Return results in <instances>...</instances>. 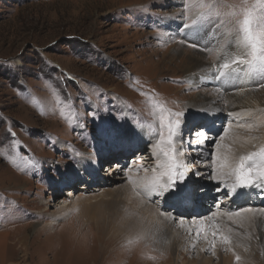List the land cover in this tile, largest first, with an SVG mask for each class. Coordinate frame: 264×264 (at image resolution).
Returning <instances> with one entry per match:
<instances>
[{
    "label": "rangeland",
    "instance_id": "rangeland-1",
    "mask_svg": "<svg viewBox=\"0 0 264 264\" xmlns=\"http://www.w3.org/2000/svg\"><path fill=\"white\" fill-rule=\"evenodd\" d=\"M203 2L220 13L202 35L211 42L183 29L190 23L186 17L201 11V0H0V264H173L171 256L149 263L152 251H140L139 257L120 244L102 251L98 236L108 220L106 193L130 184L131 176L153 175L157 163L166 161L156 147H167L160 137L161 131L167 136L161 116L182 121L184 144L177 138L175 147L185 177L205 188L211 202L246 198L212 197L218 183H211V173L207 182L198 176L216 159L214 149L222 142L225 149L237 147L226 146L223 136L259 138L254 133L264 118L260 97L255 106L233 111L221 99L239 90L264 93V80H215V92L211 83L192 87L177 69L186 51L207 61L238 32L242 0ZM201 96L213 99L218 111L189 108ZM116 126L134 137L119 150L100 135L101 128ZM200 126L207 133L196 139ZM151 148L154 164L135 166L136 153ZM111 163L118 170L108 171ZM82 184L100 190L85 192L77 188ZM254 188V200H264L262 189ZM71 189L74 195L65 194ZM159 197L149 203L168 208L159 210L167 215L174 205ZM244 205L238 211L258 212L257 204ZM19 244L27 248V259L17 250L10 260ZM197 249L190 255L181 250L178 264H195Z\"/></svg>",
    "mask_w": 264,
    "mask_h": 264
},
{
    "label": "bare ground",
    "instance_id": "bare-ground-1",
    "mask_svg": "<svg viewBox=\"0 0 264 264\" xmlns=\"http://www.w3.org/2000/svg\"><path fill=\"white\" fill-rule=\"evenodd\" d=\"M201 37L204 39L203 41L199 40L200 42H211L210 38ZM225 48L220 49L213 57H208L207 61L206 59L202 60L199 54L186 51L185 57L182 60H178L176 67L180 69L186 80L192 84V87H204L206 83H211L213 84V91L218 92L215 82L217 79H214L215 73L212 71V66L222 62ZM241 76L245 80L248 79L243 74ZM212 89L209 88V90ZM258 97H260L259 100L264 102V93L262 92L254 93L250 90H239L236 93L227 94L221 100L224 101L228 111H233L244 106H255V100ZM188 105L189 108L213 109L216 112L219 109V105L213 99L205 96H201L200 100L190 102ZM237 116L238 113H235V121L240 118H237ZM261 120L262 128L254 133V135L257 134L259 136L258 139L250 140L245 137L238 138L230 135L222 137L226 146H229L232 142L238 145L229 150L222 147V142L219 147L214 149L215 154L213 156H216V159H213V163L206 165L207 169L201 173L202 176H198L204 182V179L211 173V183H218L216 187L212 188L210 196L219 197L221 193H217L216 188L220 187L225 192L227 190L225 183L231 184L234 182V176L229 173L239 164L241 156H248L250 153L258 152L261 148H264V118H261ZM239 132L243 133V131ZM154 152L155 149L151 148L150 153H136L137 157L133 160L134 163L136 162L135 166L146 167L149 164H154L152 162L155 156ZM98 161V159L94 160L95 166L99 165ZM178 161L180 160L178 159ZM180 162L182 163V161ZM165 163L166 161L161 159L157 163L158 170L154 171L153 175L131 176L129 179L131 181L130 184L106 193V197L109 199L104 204L107 207L108 220L98 231V236L103 243L101 250L107 252L108 248L113 247L114 244H120V248L130 250L134 254H138L139 257H141L140 254L142 253L152 251L153 254L150 255L149 263L155 260L166 261L171 256L173 264H178V262H181L180 255H183L181 250L185 251V255H190V251L198 247V259L195 264H234L237 261L236 256L240 257L236 264H264V200H254L256 189L254 187L250 188L249 194H246L248 189H240L239 192L244 193L246 198L240 203H235L232 198L211 202V197H209L207 190L204 188V195L200 201L195 204L174 205L168 214L165 215L160 211L168 210V208L162 206L159 207V211L152 206L149 203V199L156 195H148L145 187L154 176L167 180V176H161V173L166 171L165 167H161ZM222 165L224 166L222 167ZM210 166H212L211 169L208 168ZM117 168L118 165L111 163L108 171L113 172V169L118 170ZM92 173L95 177L94 172ZM213 176H217L218 179H212ZM89 178L87 181H89ZM260 181L264 182V180ZM102 184H108V181H102ZM77 188H83L85 192L100 190L95 187L89 189L86 184L77 186ZM129 191H133V193ZM74 193L75 191L71 189L67 190L65 194L72 196ZM241 197L242 195L239 196L240 200ZM227 201H230V203H227ZM156 202L159 204L158 201ZM209 202H211L210 207H208ZM253 204L259 206L258 208L256 207L258 210H255L258 211L257 213L246 211L248 208L245 211H238L240 206L244 205L250 208ZM237 212H239L238 216L235 215ZM230 213L231 215H229ZM213 233H216V235L214 236ZM220 235L227 236L230 242L224 243L219 237ZM217 237L219 238L215 241ZM211 248L214 249L213 255L210 257L212 259L204 255ZM17 250H21L23 254L20 258H23V261L26 260L27 248H23L22 244H19L16 250L12 251L9 257L11 258L10 260L14 259ZM140 251L142 253L139 254ZM4 255L6 256L7 254L5 253ZM142 256L146 257V255Z\"/></svg>",
    "mask_w": 264,
    "mask_h": 264
},
{
    "label": "snow or ice",
    "instance_id": "snow-or-ice-1",
    "mask_svg": "<svg viewBox=\"0 0 264 264\" xmlns=\"http://www.w3.org/2000/svg\"><path fill=\"white\" fill-rule=\"evenodd\" d=\"M239 7L241 18L236 21L238 32L228 42L226 48L221 45V48H225V52L222 62L212 66V71L215 73L214 78L231 82L239 79L243 74L252 80H264V27H262L264 26V0H257L252 5H248L247 0H242ZM187 8L188 5L186 4L185 9L187 10ZM199 8L201 11L186 17L190 20V23L183 25V29L189 30L194 37L206 35L207 26L213 22L214 17L220 15L218 11H214L212 3H204L201 0ZM232 15H237V13H232ZM258 28L259 31H257ZM191 46L198 47L195 43ZM260 86L264 87V84ZM172 115L181 117L184 114L175 113ZM181 125L182 121L180 119L173 120L171 115L161 116L160 127L161 129L167 128V136L165 137L164 132L161 131L160 137L161 142L166 144L167 147H161L160 143L156 147L166 158V163L161 165V167L166 168V171L161 173V176H167V180L154 176L145 185L148 195H158L173 205L195 204L204 195L202 186L197 185L190 177H185L184 172L180 170L183 164L176 159L178 150L175 143L177 138L181 145L184 144ZM206 133L207 128L200 126L195 133V137L200 139ZM100 135L117 150L125 147L126 144H130L134 138L133 134L120 126L101 128ZM188 144H192L191 137H189ZM229 174L234 176V182L225 185L228 191L224 192L220 187L216 188V192L221 193L222 196L244 195L238 190L252 187L261 188L262 194H264V185L256 183L257 180H264V148H261L258 152L250 153L248 156H241L239 164ZM176 177H179V179H176ZM212 179H218V177L213 176ZM246 211L252 210L247 209ZM235 215L238 216L239 212ZM213 235L215 236L216 233H213ZM221 239L224 243L230 242L227 236H222ZM236 260L239 261L240 257L236 256Z\"/></svg>",
    "mask_w": 264,
    "mask_h": 264
}]
</instances>
